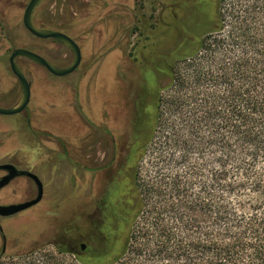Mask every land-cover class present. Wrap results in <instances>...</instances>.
Instances as JSON below:
<instances>
[{"label":"trees","instance_id":"16d2710c","mask_svg":"<svg viewBox=\"0 0 264 264\" xmlns=\"http://www.w3.org/2000/svg\"><path fill=\"white\" fill-rule=\"evenodd\" d=\"M211 3L195 17L210 26L203 36L183 33L177 50L160 55L164 66L138 67L113 175L116 207L107 200L95 219L62 225V238L9 259L264 264V0ZM48 29L67 33L55 23ZM156 73L166 75L165 85Z\"/></svg>","mask_w":264,"mask_h":264},{"label":"rangeland","instance_id":"374dc122","mask_svg":"<svg viewBox=\"0 0 264 264\" xmlns=\"http://www.w3.org/2000/svg\"><path fill=\"white\" fill-rule=\"evenodd\" d=\"M28 1L0 0V107L13 106L21 95L8 62L14 48L37 52L58 67L73 59L72 51L60 42L35 37L25 29L22 15ZM211 4V0H41L36 5L32 22L42 29L54 23L66 27L80 46L81 61L74 71L57 77L27 58L16 59L30 82V101L20 113L0 114V162L35 173L44 194L38 205L21 213L20 226L8 227L0 264H19L8 258L9 253L62 238V225L87 223L91 202L87 196L79 206L80 200L85 191H94L101 173L94 171L112 153V135L101 129L104 125L112 129L121 146L129 132L138 67L152 69L157 60L164 66L166 59L160 55L177 50L183 33L192 39L203 36L210 26L199 27L195 17L201 7L212 10ZM140 72L141 79L148 80L144 70ZM156 78L161 86L168 81L163 73H156ZM108 93H114L116 102L109 116ZM85 120L91 127L86 129ZM121 152L119 147V156ZM148 168L149 155L141 162L145 174ZM24 180L10 185L0 199L34 197L35 187Z\"/></svg>","mask_w":264,"mask_h":264},{"label":"water","instance_id":"95a60500","mask_svg":"<svg viewBox=\"0 0 264 264\" xmlns=\"http://www.w3.org/2000/svg\"><path fill=\"white\" fill-rule=\"evenodd\" d=\"M40 1L41 0H29L28 1L27 5L24 8L23 15H22L23 26L29 33H31L35 37L42 38V39L52 38L60 42L61 44H63L64 46H66L72 51L73 59L67 66L58 67L54 65L53 63H51L48 59H46L42 55L32 50H29L27 48H22V47L14 48L8 57V62H9V67H10L11 72L13 73V75L17 78V80L20 83L21 95L13 106L7 107V108L0 107V114L13 115V114L20 113L27 107L30 101V82L17 64L16 59L18 57L27 58L43 66L49 73L57 77L65 76L71 73L77 68V66L79 65L81 61L80 47L73 38H71L69 35L65 34L64 32H61L58 30L39 28L32 22V18H31L32 11L34 7ZM1 167L7 169L8 173L0 179V187L6 184L18 172L17 169L12 164H3ZM21 172L24 173L26 176L30 177L35 182L36 187H37V193L33 198L28 199L23 202L7 204V205H0V215L1 216L13 215L19 211L29 208L30 206L38 203L41 200L42 193H43V186H42V182L39 179V177L31 171L23 170ZM82 248H84V245H82Z\"/></svg>","mask_w":264,"mask_h":264},{"label":"flooded vegetation","instance_id":"af4514ba","mask_svg":"<svg viewBox=\"0 0 264 264\" xmlns=\"http://www.w3.org/2000/svg\"><path fill=\"white\" fill-rule=\"evenodd\" d=\"M32 13H33V11H32ZM31 18H32V16H31ZM65 34H67V33H65ZM113 95H114V93H108V96H107L108 98L106 99V102H105V104H106L105 109H106V113H107L108 116H109V114H110V112L112 110L113 105L114 104L116 105L115 98H114ZM131 114H132V112H131ZM130 119H131V115H130V118H129V122H130ZM129 122H128V126H129ZM84 123H85L86 129L88 128V126L91 127V125L88 124L87 120H85ZM101 131L106 133L107 135H112V153H111V156H110L109 160L107 161V163L105 165H102V166L96 168L95 171H94V173L96 172L97 174H98L97 171H101V173L98 174L100 176V178L98 180L97 186L94 189V191L93 190L89 191V192L85 191L83 193L84 194L83 198L80 200V205L79 206H81L86 201L84 199L87 198V196H89V200H90L91 206H92V213H91V216H89L88 220L95 219L94 218V217H96L95 215L97 213H99L100 208L104 207V204H106L107 200H108V204L112 205V207H114V208L116 207V198H117V195H118V192H117L118 188H117V182L113 181V175H114V172H115L116 163H117V161H118V159L120 157L119 154H118L119 147H120V149L123 152V148H124L123 146H124V143L126 141V140H122L121 139V141H122L121 142V146L119 144V147H118V143H120V142H118V143L116 142L117 139L114 138L116 136L113 134L112 129H109L107 125H104V128H102ZM122 152H121V154H122ZM3 164H12L17 169L18 172L6 184H4L3 186L0 187V197L1 196L2 197L6 196L10 185H12L14 182H18V181L22 182V180H24V179H25L24 181H27L30 184L31 187H33V186L35 187V190H36L35 191V195H36L37 187H36L35 182L30 177L26 176L24 173L21 172L24 169L19 168L14 163L0 162V179L8 173L7 169L1 167ZM84 169H85V167H84ZM71 185H72V183L70 181V185H69V189L70 190L72 188ZM42 186H43V193H42L41 200H42L43 194H44V185H43V183H42ZM80 186H81V184H80ZM31 198H33V197H31ZM31 198H27L26 200L31 199ZM26 200H24V201H26ZM40 201L38 203L30 206L29 208H26V209H24L22 211H19V212L13 214V215H9V216H1L0 215V256H2V254H4L5 251H6L8 227H18V226H20L21 223H22L21 222V220H22L21 219L22 218L21 217V213L24 212V211H28L32 207L38 205L40 203ZM19 202H23V201H6V200H1L0 199V205H7V204H13V203H19ZM109 202H111V203H109ZM82 245H84V244H82ZM82 245H81V249H84V248H82Z\"/></svg>","mask_w":264,"mask_h":264}]
</instances>
